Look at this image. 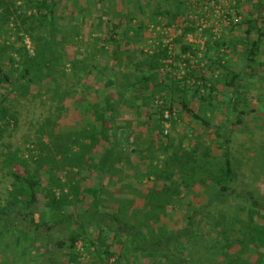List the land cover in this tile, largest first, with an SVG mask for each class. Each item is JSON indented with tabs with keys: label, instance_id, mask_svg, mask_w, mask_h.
Instances as JSON below:
<instances>
[{
	"label": "trees",
	"instance_id": "1",
	"mask_svg": "<svg viewBox=\"0 0 264 264\" xmlns=\"http://www.w3.org/2000/svg\"><path fill=\"white\" fill-rule=\"evenodd\" d=\"M252 2L255 10H249L242 20L246 25L245 64L237 73L227 69L232 72L227 83L233 88V96L228 101L232 120L227 123L230 121L234 125L242 122L241 115L255 112L254 105L246 110L238 109L240 101L248 105L256 100V96L250 94L252 87L242 85L240 79H244L246 73L255 76L261 71L256 72L254 61L264 45V0ZM17 3L15 7L17 4L13 2L12 14L29 11V15L21 17V20L35 50L30 54L25 48L14 49L13 45L4 43L5 40L0 42V155L5 154L2 153L4 146L11 145L10 141L3 140L4 134L8 130L7 137H11L19 122L16 108L19 97L35 98L50 93L55 104L47 116L37 121L35 132L39 134L42 148L36 154V160H33V154L25 158L18 147L6 153L5 158L0 157V166L11 162L24 166L23 169L7 171L13 180L9 197L0 206V245L5 244L8 249L12 244L22 258L35 256L34 264H39L42 258L47 264H78L83 252L93 259L97 258V264H107L111 258L124 264H137L140 258L156 260L160 264H264V194L256 193L249 183L239 180L231 156L230 140L226 138L229 131L227 123L211 126L209 120L191 107L185 88H180L177 82H164L166 78L158 81L159 76L157 78L155 72L163 65L160 59L167 56L165 49L154 54L142 52L143 57L137 60L136 65L144 66L143 74L137 78L124 74L119 82L114 74L109 73L106 65L93 62L95 55L110 52L109 45L114 46L121 41L114 34L90 39L94 41L88 52L92 62L77 54L68 58L65 50L67 36L79 38L81 34L78 26H75L74 32L65 33V28L73 21L58 23L56 0H17ZM154 8L152 17H166V25L175 21L181 12H172L160 6ZM17 9L21 11L17 12ZM10 11L8 2L0 0V25L9 22ZM124 19L126 28L122 34L134 41L142 31L141 24L136 26L132 23L134 15ZM1 29L2 26L0 35ZM193 29L188 27L186 31ZM60 34H65L66 38L61 40ZM59 35L60 40H56ZM58 42L63 51L54 57L52 52L56 51L54 46ZM215 43L223 44L222 40ZM188 49H191L189 44L182 46L183 52ZM123 50L116 48L109 56L120 59ZM125 56L128 62L124 65H128L132 56L128 52ZM257 61L264 71V60ZM66 63L70 65L69 71L60 70ZM94 71L98 73L95 81H84L85 85L78 90L76 86L83 76L92 75ZM68 78L72 88L63 87L62 79ZM161 90H175L180 95L177 98L171 96L167 103L169 96L160 94ZM77 92L81 93L79 103L82 107L78 114L79 111L83 113L85 120L66 132L61 131L57 128L66 110L63 100ZM128 93L139 96L140 104L148 111L145 115L150 118L152 126L151 122H145L150 126L147 137L141 130L135 132L130 121L118 120L124 115L121 107L129 104L131 95ZM157 93L159 95L155 96ZM211 98L213 96L208 94L205 100ZM157 99H164V104L151 110L149 103ZM176 99L182 112L203 127L215 129V135L222 139L218 145L223 148L222 159L211 154L209 147L201 153L196 148L188 152L181 144L172 143L174 139L170 136H166L164 159L159 156L161 152L149 155L157 145L147 139L162 133L160 127L164 110H170ZM138 116L133 117L137 119ZM120 130H125L124 135L119 134ZM44 134L48 137V144L42 140ZM134 156L137 160L131 161ZM29 160L37 165L33 170L27 165ZM143 164L147 167L145 170ZM131 168L133 174H123ZM109 175L112 177L109 178ZM123 177L135 178L138 186L122 182ZM106 178L109 183L112 182L111 187L102 182ZM95 179L97 183L93 184ZM144 179H151L152 185H146ZM116 182L122 183L120 190L124 185L133 187L128 189V195L132 196H114L111 200V194L118 189ZM203 196L207 197V205H199L201 209H195V202L199 203ZM232 199L244 204V217L237 215L241 210L224 215L219 210L217 216L203 211L212 202L221 206ZM103 205H107L106 209L102 208ZM169 206L184 212V225L157 234ZM235 222L240 225L235 226ZM205 225L215 233L209 240L201 232ZM123 234L129 240L130 248L116 238ZM78 241L82 250L77 248ZM134 256H137L136 263H133Z\"/></svg>",
	"mask_w": 264,
	"mask_h": 264
},
{
	"label": "rangeland",
	"instance_id": "2",
	"mask_svg": "<svg viewBox=\"0 0 264 264\" xmlns=\"http://www.w3.org/2000/svg\"><path fill=\"white\" fill-rule=\"evenodd\" d=\"M5 1L8 2L12 14L14 12V6H18L19 2L17 3V0ZM13 2H16L17 5L13 6ZM156 6L170 9L172 12L175 10H180L181 12L175 21L166 25V17H160L159 15L156 18L152 17V11ZM56 9V15L59 17L57 20L58 23L64 24L69 20L73 21L69 27L65 28L67 30L65 33L74 32L75 26H78L81 34L79 38H69V35L67 36L68 41L65 44V50L68 58H73L75 54H77L80 57H87V62H92L93 58L88 57V52L91 50L94 41H90V39H95L96 36L107 37L109 34H114L115 38L121 41L117 42L114 46L109 45L108 48L111 49L108 50L110 52H100V54L95 55L93 62L101 66L106 65L109 73L114 74L116 80L120 82L123 80L122 76L124 74L130 78H137L143 74L144 66L136 65L137 60L139 61L143 57L142 52L154 54L157 50L162 51L165 49L167 56L160 59L163 65L155 72L157 78L159 76L158 81L160 82L166 78L164 82L167 80L171 81L172 84L173 82H177L180 88H185L187 90L185 95L189 99L191 107L198 114L209 120L211 126L214 127L218 124L223 125L222 123L226 124L228 120H232L229 113L228 101L233 96V88L227 81L231 78L232 72H240L241 66L245 64L244 49L246 45V25L242 20L249 10H255V4L252 0H56ZM20 11V9H17V12ZM28 15L29 11L26 14H12L9 22L2 23L0 25L2 26L0 42L5 40L4 43L13 45L14 49L20 50L25 48L30 54H33L35 50L34 44L21 20V17H27ZM130 15H134L132 23L136 26L140 23L142 29V31L138 33L137 39L135 38L134 41L124 38L125 36L122 34L123 29L126 28L124 18ZM115 24H117V26H114ZM194 25L195 28L192 32L186 31L188 27H193ZM199 28L201 29L199 30ZM130 32L134 31L131 30ZM60 35L61 40L62 37L66 38L65 34ZM60 35L56 40H60ZM130 36L132 37L133 34ZM217 40H222L223 44H216L215 41ZM189 43L193 44L194 49L191 48L183 52L182 46ZM54 47L56 51L54 53L52 52V55L57 57L62 53L63 48L61 49L59 42L55 44ZM119 47L124 49L121 51L122 56H120V59L110 57L109 53L114 52V49ZM259 50L260 53L257 55L256 61H254L256 63L254 68L256 72L257 70L261 71H258L255 76L246 73L245 78L240 79L242 85L245 84L250 88L252 87L250 94H254L256 100L252 101V103H248V105H246L243 100L238 103V109L244 108L245 110L254 105L255 112L248 115H241L240 118L242 122L237 125L231 124L229 121L227 123L229 131L226 132V138L230 140L229 147L231 156L234 158V166L239 180L249 183L256 193L264 194V71L257 65V60H264V45ZM126 52L132 56V60L129 61L128 65H124L128 62L125 56ZM169 52L173 56V63L172 69L167 71L165 70V61L168 59ZM168 60H171V58ZM122 61L123 64H119V62ZM69 66V63H66L64 67H60V70L64 68L66 71H69ZM228 68H231L232 72H228ZM97 74V71H94L92 75L89 73L83 76L80 83L76 86L78 90L85 85V82L95 81L94 79L96 78L94 77H97ZM69 78L66 80L62 79L64 84L63 87H70ZM92 90H90V92ZM196 91L198 93H196ZM32 92H35V90L32 89ZM166 93L168 94L166 95ZM49 94H44L35 98L30 96L26 99L18 98L19 101L16 102V108L19 111V122L11 137H7V134L10 133L8 130L4 134L5 137L3 140L6 142L10 141L11 145L2 148V153L5 154L4 156L1 154V158H5L6 153L8 154L9 151H13L18 147L20 149V154L25 158H29L30 154H33V160H36V154L39 152L40 148H42V144L38 138L39 134L35 132L38 126L37 121L47 116L49 112L53 110L52 107H54L55 104ZM160 94L169 96L166 101L169 103V98L173 95L177 98L180 92H175V90L169 92L161 90ZM208 94L209 96L212 95L213 98L205 100ZM158 95L157 93L155 96ZM80 100V92L75 93L74 96L64 98L63 106L66 107V110L64 108L65 111L59 119V126L57 129L66 132L78 126L77 124L79 121L85 120V115L83 116V113L79 111L78 114L79 108H82L79 103ZM162 100L163 103H161ZM128 101L129 104H124L121 107V112H124V115L120 116L118 120L121 122L130 121L133 124L132 127L135 129V132L141 130L145 134L144 137H147L149 135L148 127L152 126L150 118L145 115L146 112H148L147 109L140 104L141 100L139 96L131 95ZM164 101V99H157L154 103H149L151 105V110L159 108L157 106L164 104ZM173 101L174 103L171 105V109L169 110L166 108L167 110H164V114L167 113L168 117H163V121L161 122L160 128L162 133L159 134V136H152L147 139L153 140L157 145L154 150H151L149 155L155 152H161L159 156L161 159H164L166 151H164L163 148L167 142L166 136H170L174 139L172 143L175 145L181 144L188 152L196 148V150L201 153L209 147V152L211 154L222 159L221 153L223 148L218 146L222 139L215 135V129L212 127H203L201 124L194 121L190 115L181 111L177 99ZM137 106H139V108H137ZM68 109L71 111H68ZM136 115H139L137 119L133 117ZM140 121H142L141 124H139ZM145 122H151V125L148 126ZM165 122L169 125L166 134L163 132V125ZM124 133L125 130H120L119 134L124 135ZM42 138L43 142L48 144L47 135L44 134ZM156 140L160 141L156 142ZM145 143L144 140L143 147ZM132 160L136 161L137 158L134 156L131 161ZM27 165L31 170L37 166L30 160ZM130 166L134 167L133 165ZM143 167V170L147 168L145 164H143ZM0 168V206H2L9 197V191L12 187L11 181L13 179L11 174L7 173V171L23 169L24 166L11 162L8 165L2 164ZM133 172L134 170L131 168L123 174H133ZM111 177L112 175H109V178ZM107 179L108 178L102 179V182H104V184L106 182L105 185L111 187L112 182L109 183ZM123 179L122 182L132 183L131 186L133 187L138 186L135 178L123 177ZM150 180L147 181L144 179V181L147 182L146 185H152ZM96 183L97 179L93 181V184ZM121 184V182H116V187L118 189L111 194L113 195L111 200H113L114 196H132L128 195V189L131 190L133 187L130 186L129 188L124 185L122 190H120ZM206 199L207 197L203 196L199 203L195 202V209H201L199 205H207ZM106 206L107 205H103L102 208L106 209ZM238 206H240L239 209L237 208ZM243 206L244 204L241 201L232 199L222 203L221 206L216 205V202H212L208 204L203 211H208L211 215L217 216L219 210L223 212V215L231 214V212L235 211L238 213L239 210H241L237 215L244 217L246 212L243 210ZM184 221V212L178 207L169 206L167 213L163 214V220L159 224L158 231L157 227L155 228L157 231L156 233L160 234L167 232L172 227L182 228ZM234 225L239 226L240 224L239 222H235ZM70 228H73V226ZM201 232L206 234L205 238L207 240L215 235L211 229L209 230V226L207 225L204 226ZM64 234L68 235L67 232ZM116 238L121 239L122 242L130 248V242L124 234ZM76 245L79 250L83 249L80 241H78ZM17 251L18 250H15L12 244L8 246V249L5 244L0 245V264L35 263V256L22 258L20 257L22 254ZM200 254H198V256ZM133 258H135L133 263H136L137 256ZM78 260L80 262L78 264H97L98 262L97 258H91L87 252H83V255L79 257ZM39 264L47 263L45 259L42 258L39 260ZM107 264L124 263L122 261H114V258H111ZM137 264H160V262L140 258Z\"/></svg>",
	"mask_w": 264,
	"mask_h": 264
},
{
	"label": "built area",
	"instance_id": "3",
	"mask_svg": "<svg viewBox=\"0 0 264 264\" xmlns=\"http://www.w3.org/2000/svg\"><path fill=\"white\" fill-rule=\"evenodd\" d=\"M193 28H195V25L193 26ZM201 28H199V30H200ZM194 30V29H193ZM192 32V31H191ZM188 33H190V32H188ZM189 46L192 48V49H194V46H193V44H190L189 43ZM191 51H194V50H191ZM171 58V60H168V59H170ZM168 59L165 61L166 63H165V70H167V71H170L172 68V63H173V61H172V59H173V56L170 54V52H169V54H168ZM164 117L165 118H167L168 116H167V113H165L164 114ZM168 127H169V125H168V123L167 122H165L164 123V125H163V132L166 134L167 132H168Z\"/></svg>",
	"mask_w": 264,
	"mask_h": 264
}]
</instances>
